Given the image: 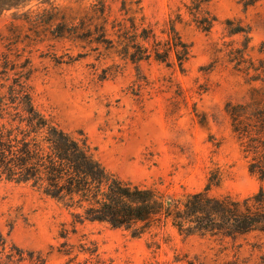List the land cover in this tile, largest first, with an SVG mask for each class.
<instances>
[{
    "label": "rangeland",
    "instance_id": "374dc122",
    "mask_svg": "<svg viewBox=\"0 0 264 264\" xmlns=\"http://www.w3.org/2000/svg\"><path fill=\"white\" fill-rule=\"evenodd\" d=\"M98 1L32 0L0 14V52L30 60L37 104L64 130L83 134L104 167L120 178L181 195L201 190L219 165L227 173L212 194L245 197L264 188V180L247 171L224 112L227 102L245 100L253 85L233 68L234 49L248 36L249 54L264 57V51L259 53L264 50V0L251 6L211 0L208 9L217 20L209 32L190 21L182 5L189 0H126L134 7L139 1L138 17L143 15L158 34L169 13L181 14L176 29L191 49L183 71L153 59L124 62L84 37L60 38L53 27H45L63 16L78 25L88 17L85 8ZM105 2L112 18L126 16L122 0ZM239 26L248 34L230 33ZM5 77L0 73V82ZM70 222L66 210L28 186L0 182V233L23 249L41 251L46 264L67 260L58 234L62 223L70 230ZM76 230L68 241L81 235L93 240L107 264H175L176 255L217 264L237 250L245 257L252 253V259L264 250L260 233L235 239L184 236L168 226L157 234L133 236L123 228L88 222L76 224Z\"/></svg>",
    "mask_w": 264,
    "mask_h": 264
},
{
    "label": "trees",
    "instance_id": "16d2710c",
    "mask_svg": "<svg viewBox=\"0 0 264 264\" xmlns=\"http://www.w3.org/2000/svg\"><path fill=\"white\" fill-rule=\"evenodd\" d=\"M31 1L0 0V14ZM239 1L251 6L261 0ZM210 2L189 0L182 4L190 21L206 32L217 20L208 9ZM136 3L134 7L122 0L121 10L126 16L112 18L111 7L105 0H99L85 8L88 17L80 19L78 25L63 16L45 27H53L60 38L81 40L84 37L85 41L96 45L95 49L101 46L124 62L137 65L153 59L183 71L191 49L176 29L181 14L169 13L158 34L153 26L145 24L143 15L138 17L142 7L139 1ZM229 31L248 34L241 26ZM246 37L247 42L234 49L233 68L253 85L245 100L227 102L224 112L247 171L263 181L264 57L253 58L249 54L250 38ZM11 56L10 52H0V73L6 76L2 78L4 82H0V182L28 186L66 210L72 228L69 230L62 223L58 234L64 240L59 250L67 256L64 264H107L93 240L81 235L74 243L68 241L71 234L77 233L76 224L86 222L123 228L133 236L157 234L168 226L184 236L235 239L252 233L264 234V188L261 186L245 197L212 194L211 190L220 186L227 173L219 165L209 171L201 190L171 196L156 187L110 173L83 134L76 137L64 130L37 104L31 84L30 60L21 61L17 54L15 58ZM7 80L10 81L5 82ZM214 145L218 146L219 142ZM259 251L252 259V253L245 257L237 250L225 255L217 264H264V250ZM173 262L206 264L198 256L189 258L187 255H176ZM0 264H46V258L41 251L23 249L0 233Z\"/></svg>",
    "mask_w": 264,
    "mask_h": 264
}]
</instances>
